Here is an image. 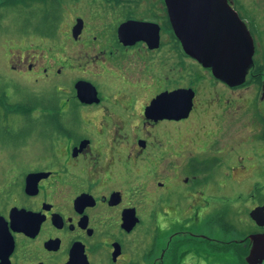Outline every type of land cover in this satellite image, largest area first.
<instances>
[{"label": "flooded vegetation", "instance_id": "af4514ba", "mask_svg": "<svg viewBox=\"0 0 264 264\" xmlns=\"http://www.w3.org/2000/svg\"><path fill=\"white\" fill-rule=\"evenodd\" d=\"M9 1L0 0V6ZM228 1L255 43L253 63L238 84L216 77L185 51L168 0H22L26 20L37 22V28L2 31L16 40L6 52L8 82L0 87V119L30 113L39 115L40 124L47 113L61 118L63 130L48 141L36 128L0 142V264H203L204 246L213 249L208 257L216 251L235 262L247 261L252 234L264 232V224L252 213L264 215V182L259 180L264 172V57L257 56L253 22L238 9L240 0ZM127 21L150 27L142 37L136 36L135 29L120 31ZM30 37L43 43L46 38L64 41L54 40L50 49H44L37 42L28 43ZM68 43L72 49L78 47L76 56L66 50ZM174 51L181 54L182 66L190 57L210 71L213 81L206 85L181 81L160 88L140 111V84L125 80L115 90L119 106L110 108L103 102L91 77L100 71L93 69L94 64H104L109 71L107 62L113 61L125 71L130 56L146 61L153 55L152 61L171 69L167 55ZM66 77L68 85L61 82ZM79 79L96 85L99 101L80 100ZM27 81H53V91L70 86L74 93L63 97L52 91L45 99L42 89L29 96L24 90ZM110 86L116 88L114 83ZM179 87L195 91L188 116L147 117L145 107L157 93ZM207 90L215 94L205 102L213 109L225 107L223 113L231 112L227 105L248 100V106L257 110L258 130L224 145L218 143L223 119L210 133L201 132L200 127L207 126L205 112H212L201 105ZM56 100L59 109L51 104L45 108V102ZM29 102L35 104L32 111L20 108ZM215 113L223 117L221 111ZM141 114L147 121L140 127L134 118ZM164 121L177 122L178 127L167 128L162 137L153 128ZM183 125L196 129L185 140L178 137ZM208 134H214L212 143L205 141ZM253 136L260 139L254 142ZM223 149L229 151L227 159L220 157ZM177 159L182 162L174 171L169 162L173 166L175 160L177 166ZM206 212L213 228L208 232L203 229Z\"/></svg>", "mask_w": 264, "mask_h": 264}, {"label": "rangeland", "instance_id": "374dc122", "mask_svg": "<svg viewBox=\"0 0 264 264\" xmlns=\"http://www.w3.org/2000/svg\"><path fill=\"white\" fill-rule=\"evenodd\" d=\"M239 3L240 4H237V7L238 9H241L240 12L244 16L249 17V19L252 22H255L256 24L257 31H255V35H256L257 49H258L257 56L260 57V60H262L261 58L264 57V0H240ZM16 9L17 8H13L11 10L9 9V10L4 11L6 16L1 19L2 24L0 23V87H2L4 84L8 82L7 74H8L9 67L7 64L6 52H7L8 47L12 45V39H14V41L16 40L13 37L11 38L7 37V34L2 31H14V30L19 31L20 29L19 23H16V18H14L15 15H17L18 13V11H14ZM33 25H34V28H37L36 27L37 22L33 21ZM41 40L42 39L30 37L28 38V43L37 42L41 44L44 47V49H50L52 42L54 40L58 41L59 43H62L64 41L63 38L61 39L58 37L54 39L52 38L43 39L44 43L41 42ZM66 46H67L66 50H68L70 54L73 53V55L76 56L79 53L77 51L78 49L77 46L73 47L74 49L69 47V43L66 44ZM161 55L165 56L166 58V55L164 54H161ZM167 56L168 58L171 57V62H170L171 69H168V68L164 69L163 68L164 66L158 60L152 61L151 59L154 57L153 55L146 56V61L144 59L142 60V58H139L138 56H135V58L134 56H130V61L127 63L126 67H124L125 71L120 70L121 68L118 67L115 64V62L108 61L107 66L109 67V71H106L107 68H103L104 64L103 65L94 64L92 66L93 69L94 70L97 69L100 71L97 74L91 75V77L93 81H95V84L97 85V87L99 88V90L101 91L104 97L103 102L105 101L104 103L110 108L114 107L115 105L119 106V104H116L114 101V95L116 94L115 90H118L117 87L121 85L120 81L126 80L128 81V83H131L134 85L140 84V99L137 103L138 110L140 111L143 109V104L147 102L148 98L152 94H154L156 90L158 91L160 88H164L166 86H171V85H177V84H180L181 81H187L188 83H192V84L199 83L197 85H200V84L206 85V84H209L208 81H213V76L212 74H210V71L206 69L205 67L203 68L199 67V65L194 59L190 57H188L187 60L183 59L185 60V62L183 63V66H182L181 54L174 51ZM123 59H126V58H123ZM119 62L121 63L122 61H119ZM181 70H184L183 72L184 75L181 74ZM75 71L85 74V72H82L81 70H75ZM71 75H73V72H70V76ZM124 75L126 78L124 77ZM14 79L19 81V79H22V78L18 75H15ZM129 79L135 80V81H130ZM65 81L69 82L70 80L69 78L66 77L65 79H63V81H61L62 84L64 83L68 85V83ZM112 83L116 85V88L110 86ZM53 84H54L53 81H38V82L27 81L26 84L25 85L23 84V85H24V90L25 88H26V91L28 90L26 93L29 96H32L33 93L36 92L37 90L43 89L42 92L45 93L44 98L47 99L52 94ZM219 85H220V88H222L223 90H227V88H225L222 83H219ZM208 87L213 88L212 85ZM49 88L51 89V91H49ZM69 88L70 86L68 87L62 86L60 88V95L65 97V96H69L70 93L73 94L74 93V91H72L73 89H71L69 92ZM252 88H254V85H252ZM16 90L23 93V91L20 88ZM254 93L255 92L252 93V96H249V99L250 97L252 98L254 96ZM214 94L215 93H211L209 90H207L206 94L205 93L203 95L201 94L202 96L200 99L203 100V103L201 105L206 106L210 110H212V112H205V117L203 118V122L207 126H205L204 129L200 127L201 132L203 131L204 134L207 132L210 133L211 129H213L214 126L219 124L218 120L223 119L224 122H222L223 126L221 129V138L220 140H218V143L224 145L226 143L230 144V143L236 142L240 140V137L252 134L254 131L256 132L258 130L259 123L256 120L258 116L257 110L256 108L252 106L251 107L248 106V100H246L245 98L240 99L234 104L235 105L234 107H232L233 105L232 106L227 105V108L231 112L223 113L222 111L224 110L225 107H221L219 109L218 108L213 109L212 107H210L211 104H208V102H205V101H210L211 99L210 97H212ZM196 110L197 109L195 107L194 112ZM215 110L221 111L223 117L222 118L218 117L216 113L213 114ZM144 120L147 121V118L141 114L140 116H136L134 118V123L140 125L141 127L143 123H146V121ZM177 124H178L177 122H173V121H164L162 124L157 125L156 128H153V131H156L159 136L164 137L167 134V131H166L167 128L170 130H173L176 127H178ZM146 127H148V125H146ZM180 127H182V125L179 126V128ZM34 129H36V127H35V120L33 117L13 116V117L8 118L7 120L5 118H2L0 119V142H5L7 140L9 141L16 140L17 137H19L22 132L28 131L30 134ZM195 132H196L195 128L188 129L187 126H184L183 129L179 133L178 132L176 133H178L179 138L184 136L183 138L185 140L187 137L189 138L192 135H194ZM144 135H145V132L140 133V136H144ZM211 135L212 134H208V137L206 136L205 138L206 142L209 141L210 143H212L214 141V134L213 136ZM255 139H260V138L259 136L258 137L253 136L252 140L254 142L256 141ZM129 140H131V137L129 138ZM228 153H229L228 150L223 149L220 157L227 159ZM242 157L244 158V156ZM248 158L249 157H247L246 160L243 161L245 164L249 162ZM177 160H178L177 166L174 165L175 160H173V166L171 162H169L170 168H173L174 171L175 170L177 171L179 169L180 167L179 164L180 162H182L181 159H177ZM179 173L181 174V172H178V174ZM259 180L264 182V172L261 173ZM207 216L208 214L206 212L205 222L203 225V229L206 232H208L207 229L211 231L213 229L209 224H207ZM227 219L228 221H231L230 217H227ZM228 223L227 225H229ZM221 229L222 227L220 228V231H222ZM228 233H231V232H228ZM204 247H205L204 249H205V260L206 261L203 264H243V261L242 262L240 261L235 262V260L232 261L231 258H229L230 256L227 257L226 254L218 253L216 251L214 252L216 253L215 256L208 257V253L212 252L213 249L207 246H204Z\"/></svg>", "mask_w": 264, "mask_h": 264}, {"label": "water", "instance_id": "95a60500", "mask_svg": "<svg viewBox=\"0 0 264 264\" xmlns=\"http://www.w3.org/2000/svg\"><path fill=\"white\" fill-rule=\"evenodd\" d=\"M168 3L174 29L185 51L210 67L216 77L230 84L244 81L253 63L255 43L246 22L229 1L168 0ZM131 23L124 22L120 31L135 29L138 30L136 36L142 37L150 27L142 22ZM76 88L81 101L100 100L98 89L90 80L79 79ZM194 94L191 87L163 90L146 105L145 113L156 120L186 117L192 109ZM252 213L260 224H264V215ZM252 238L247 262L264 264V232L252 234Z\"/></svg>", "mask_w": 264, "mask_h": 264}, {"label": "trees", "instance_id": "16d2710c", "mask_svg": "<svg viewBox=\"0 0 264 264\" xmlns=\"http://www.w3.org/2000/svg\"><path fill=\"white\" fill-rule=\"evenodd\" d=\"M13 8H17L14 11H18L17 15H15L14 18H16V23H19V26H20L19 31L24 30L28 27L34 28L33 21L26 20V18L24 16L22 0H10L8 2V4L0 6V23L1 24H2L1 19L6 16L4 11L9 10V9L11 10ZM253 29L255 31H257L255 22H253ZM14 31H17V30H14ZM53 93L60 94V91H54ZM56 102H57V100L55 101V103L45 102V106H46L45 108L47 109L49 104H51V106H53V107H50V108L59 109L60 106ZM34 106H35L34 103L29 102V105L27 107L26 106L23 107L21 104L20 108H24L26 110H29V112H30V111H32ZM28 116L34 118L35 127L39 128L38 131H40L41 133L44 134L45 140H49V138H51L55 133L56 134L62 133L63 123H61V121H60L61 118L58 117L57 115L54 116V115L46 113L44 115V117L42 118L40 124H37L38 119L40 120V117H37L38 115H32L29 113ZM243 264H248L247 261L244 260V258H243Z\"/></svg>", "mask_w": 264, "mask_h": 264}, {"label": "bare ground", "instance_id": "6f19581e", "mask_svg": "<svg viewBox=\"0 0 264 264\" xmlns=\"http://www.w3.org/2000/svg\"><path fill=\"white\" fill-rule=\"evenodd\" d=\"M213 73V72H212Z\"/></svg>", "mask_w": 264, "mask_h": 264}]
</instances>
